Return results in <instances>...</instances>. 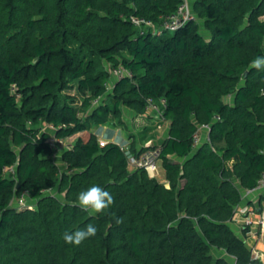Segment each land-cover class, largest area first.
<instances>
[{"label":"trees","instance_id":"obj_1","mask_svg":"<svg viewBox=\"0 0 264 264\" xmlns=\"http://www.w3.org/2000/svg\"><path fill=\"white\" fill-rule=\"evenodd\" d=\"M182 3L0 0V264L258 263L231 224L264 172V73L248 68L264 55V0H190L196 19L157 35ZM119 66L133 78L108 94ZM148 99L167 102L166 183L129 164L151 148L96 135L123 107L143 116ZM200 125L211 143L195 146ZM81 133L57 162L48 138ZM94 184L114 204L93 215L77 195ZM25 190L33 209L14 204ZM89 223L95 237L64 242Z\"/></svg>","mask_w":264,"mask_h":264},{"label":"built area","instance_id":"obj_2","mask_svg":"<svg viewBox=\"0 0 264 264\" xmlns=\"http://www.w3.org/2000/svg\"><path fill=\"white\" fill-rule=\"evenodd\" d=\"M163 24L159 29H155V33L157 35H162L165 31L169 32H175L190 21H194L196 19L195 14L192 10V6L190 3V0H183V3L178 7L177 11L165 18H163ZM132 23L138 27V28H144L147 29L149 27H153V24L151 21L139 18V17H132L131 18ZM111 79L110 82L105 84V87L107 89V92L109 90H112L115 85V81H118L124 77L133 78V73L130 70L125 69L122 66H119L118 68L110 71ZM102 99V98H101ZM100 100L95 101V104H98L101 102ZM167 108V102L165 99H160L159 102H156L153 99L147 100V112L151 113V116L156 120L155 126L157 130H162L164 128L169 129V121L165 118V109ZM49 129L54 130L52 126L49 127ZM45 131V130H44ZM210 131H211V125H200L195 132L193 136V142L195 146H198L202 142H209L211 143L210 138ZM63 138H57L52 134L48 140L47 143L55 150V152L60 151V146L63 144ZM98 142L101 146V143L98 139ZM109 143L106 142L104 146ZM103 147V146H101ZM123 150L129 151L128 146H120ZM159 155H160V149L157 147L156 149H152L144 153L141 157H136L135 155L129 156V164L134 168H144L149 176L151 178L158 179L160 173H159ZM4 172L6 174L14 176L16 173V167H8L4 169ZM259 191H264V172L258 182V185L250 190H247L246 193L248 194H254ZM29 197V191L25 190L23 193L17 197L14 200V204L17 205L19 208H30L33 209V206L29 204L28 202ZM259 223L264 227V214H262L261 219ZM261 254L258 252H253L252 257L253 260H259L261 259ZM258 264V263H257Z\"/></svg>","mask_w":264,"mask_h":264},{"label":"rangeland","instance_id":"obj_3","mask_svg":"<svg viewBox=\"0 0 264 264\" xmlns=\"http://www.w3.org/2000/svg\"><path fill=\"white\" fill-rule=\"evenodd\" d=\"M168 34H173V32H170ZM109 67L110 66L108 65V63H105V69L109 70ZM112 90H109L107 93L108 94L111 93ZM75 93H76L75 91L71 92V94H75ZM104 99H106V96L102 98L101 101H103ZM155 122L156 120L153 118V116H151V113L149 112H146L142 116L140 114H137L131 108L123 107L119 118L112 119L103 126L105 127L106 130H108V133H110L111 135L116 134L125 138L127 141L126 146L128 147L133 142H136L138 144L139 149H142V147H144V148H151L150 150H152L154 147H159L162 144L164 140L163 137L164 131L166 130V128L162 130H157L155 126L156 125ZM147 127L151 128L152 130L145 132V129ZM44 130L52 131L51 129H49V127H44ZM82 135L83 133L77 134L75 136L63 140V144L60 146V151L55 152V159L57 162L60 161L61 152L68 149L71 145H73L76 142V140ZM158 167L160 173L158 180L162 183H165L164 182L166 181L165 172L162 167L161 161L158 162ZM29 204L34 207L33 202H30ZM215 257L217 258L220 256L219 254H217Z\"/></svg>","mask_w":264,"mask_h":264},{"label":"clouds","instance_id":"obj_4","mask_svg":"<svg viewBox=\"0 0 264 264\" xmlns=\"http://www.w3.org/2000/svg\"><path fill=\"white\" fill-rule=\"evenodd\" d=\"M249 70H256L264 73V55H257L248 65ZM96 135L104 146L106 142H111L117 146H126L127 141L120 135L113 134L109 136L108 130L103 125L99 126ZM78 206L88 212L89 214H101L109 209L114 204L113 195L99 185H92L86 190H83L77 195ZM117 224L123 223L122 217H117ZM97 227L91 223L87 224L85 228L76 229L75 231H65L62 238L66 244L79 246L86 240L95 237L97 234Z\"/></svg>","mask_w":264,"mask_h":264},{"label":"crops","instance_id":"obj_5","mask_svg":"<svg viewBox=\"0 0 264 264\" xmlns=\"http://www.w3.org/2000/svg\"><path fill=\"white\" fill-rule=\"evenodd\" d=\"M168 132V129L164 131V139L167 137ZM164 182L166 183V181ZM262 214H264V191L254 194H248L244 191L242 202L238 206L231 224L232 229L245 240L246 246L252 253L258 252L262 255L261 259L258 260V264H264V227L259 223ZM222 256L227 257L225 254ZM228 261L230 264H235L232 257H228Z\"/></svg>","mask_w":264,"mask_h":264}]
</instances>
